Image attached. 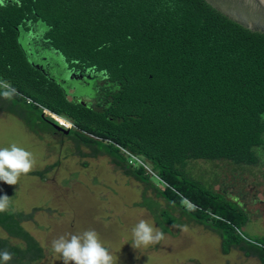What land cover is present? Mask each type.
<instances>
[{
    "label": "trees",
    "instance_id": "trees-1",
    "mask_svg": "<svg viewBox=\"0 0 264 264\" xmlns=\"http://www.w3.org/2000/svg\"><path fill=\"white\" fill-rule=\"evenodd\" d=\"M29 31L70 65L102 74L111 99L93 107L68 100L24 55L19 36ZM0 81L11 87L0 89V97L15 90L5 98L7 111L29 130L51 124L41 106L69 119L78 129L69 135L78 142L97 146L126 175L150 185L113 143L144 157L166 184L152 185L158 196L215 231L224 254L234 246L264 264V237L253 240L240 231L247 219L241 206L184 171L192 159L259 162L264 32L239 24L208 0H0ZM22 220L20 212L0 213L7 235L0 250L13 254L8 264H35L44 256Z\"/></svg>",
    "mask_w": 264,
    "mask_h": 264
},
{
    "label": "rangeland",
    "instance_id": "rangeland-1",
    "mask_svg": "<svg viewBox=\"0 0 264 264\" xmlns=\"http://www.w3.org/2000/svg\"><path fill=\"white\" fill-rule=\"evenodd\" d=\"M0 89L11 87L0 85ZM8 105L1 96L0 149L15 144L31 152L36 163L17 185L0 181V197L10 198L8 210L23 214L22 227L42 247L44 256L35 264H63L62 258L51 251L52 240L88 229L96 231L115 264H261L234 246L224 254L215 231L156 194L152 185L159 189L166 186L159 178L146 174L151 184L142 183L126 175L97 146L58 133L51 124L43 123L42 131L32 132L23 120L7 111ZM44 116L52 121L49 115ZM72 130L78 131L75 126ZM260 157L255 164L192 159L184 165L191 178L223 191L227 199L241 206L247 219L240 231L253 240L264 237V152ZM183 205L190 206L185 200ZM215 210L212 204L207 216H213ZM167 216L171 221H166ZM141 219L164 233L159 244L132 246V228ZM5 237L0 227V238ZM10 241L19 243L18 239Z\"/></svg>",
    "mask_w": 264,
    "mask_h": 264
},
{
    "label": "clouds",
    "instance_id": "clouds-1",
    "mask_svg": "<svg viewBox=\"0 0 264 264\" xmlns=\"http://www.w3.org/2000/svg\"><path fill=\"white\" fill-rule=\"evenodd\" d=\"M14 89L5 91L3 96L11 98ZM35 159L31 152L13 144L10 148L0 149V181L8 185H17L22 175L29 174L35 167ZM10 198L0 197V213L8 210ZM132 246L148 247L159 244L164 233L141 219L132 228ZM51 251L58 254L63 264H115L113 255L104 247L95 230L88 229L81 233H68L52 240ZM13 254L8 250H0V264H8Z\"/></svg>",
    "mask_w": 264,
    "mask_h": 264
},
{
    "label": "flooded vegetation",
    "instance_id": "flooded-vegetation-1",
    "mask_svg": "<svg viewBox=\"0 0 264 264\" xmlns=\"http://www.w3.org/2000/svg\"><path fill=\"white\" fill-rule=\"evenodd\" d=\"M19 42L31 65L43 77L56 84L68 100L93 107L100 101L104 103L111 99L106 92L102 74L88 67L70 65L56 49L44 45L41 36L33 37L32 31L23 32L19 36ZM50 123L53 124L52 121ZM58 133L69 135L60 131Z\"/></svg>",
    "mask_w": 264,
    "mask_h": 264
},
{
    "label": "water",
    "instance_id": "water-1",
    "mask_svg": "<svg viewBox=\"0 0 264 264\" xmlns=\"http://www.w3.org/2000/svg\"><path fill=\"white\" fill-rule=\"evenodd\" d=\"M217 9L231 17L239 24L254 30L264 32V0H208ZM54 128L64 134L69 130L57 124Z\"/></svg>",
    "mask_w": 264,
    "mask_h": 264
},
{
    "label": "built area",
    "instance_id": "built-area-1",
    "mask_svg": "<svg viewBox=\"0 0 264 264\" xmlns=\"http://www.w3.org/2000/svg\"><path fill=\"white\" fill-rule=\"evenodd\" d=\"M0 85L7 86L4 83H2L1 81H0ZM26 101L28 103H31V101L29 99H26ZM42 111H43V115H45V114L49 115L51 117L52 121L55 124H57L58 126L64 128V129H68V130H70V129H72L74 127L72 122H70L69 120L65 119L64 117L56 115V114H54V113H52L49 110L44 109V108H43ZM57 116H59L61 118H58ZM113 145L118 148L119 153L124 157V159L126 160L128 165H130L132 167H136V168L141 167L146 174H151V175L159 178L158 175H157V172H154L155 170L145 160L144 157L133 153L131 150H129L128 148H126L124 146H120V145H118L116 143H113Z\"/></svg>",
    "mask_w": 264,
    "mask_h": 264
},
{
    "label": "bare ground",
    "instance_id": "bare-ground-1",
    "mask_svg": "<svg viewBox=\"0 0 264 264\" xmlns=\"http://www.w3.org/2000/svg\"><path fill=\"white\" fill-rule=\"evenodd\" d=\"M58 118H61V117H59V116H57ZM68 127V126H67Z\"/></svg>",
    "mask_w": 264,
    "mask_h": 264
}]
</instances>
